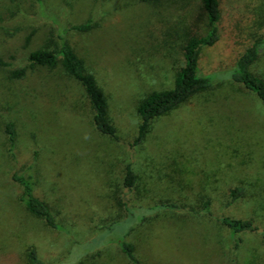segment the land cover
Returning <instances> with one entry per match:
<instances>
[{
  "label": "rangeland",
  "instance_id": "rangeland-1",
  "mask_svg": "<svg viewBox=\"0 0 264 264\" xmlns=\"http://www.w3.org/2000/svg\"><path fill=\"white\" fill-rule=\"evenodd\" d=\"M17 2L21 14L0 0V59L9 64L0 67V264H28L30 248L45 264H130L116 244L126 228H102L125 220L126 208L166 201L180 208L151 210L124 239L140 264H264V106L252 94L224 80L155 119L145 140L134 144L139 101L172 87L185 40L205 32L200 2L43 0L45 17L27 12L31 1ZM219 3L220 38L202 54L203 73L228 70L264 33V0ZM89 20L96 25L91 31L68 40L108 100L116 139L94 130L81 87L59 68L7 77L60 26ZM252 71L264 79V53ZM6 121L15 125L13 151ZM127 165L137 175L130 191L122 186ZM27 171L35 195L68 234L24 209L11 177ZM238 185L246 196L229 205ZM205 198L211 216L194 213ZM223 216L251 218L258 231L242 234L236 245L218 220Z\"/></svg>",
  "mask_w": 264,
  "mask_h": 264
},
{
  "label": "trees",
  "instance_id": "trees-1",
  "mask_svg": "<svg viewBox=\"0 0 264 264\" xmlns=\"http://www.w3.org/2000/svg\"><path fill=\"white\" fill-rule=\"evenodd\" d=\"M14 4L15 13L21 14L24 10L22 4L17 0H10ZM31 1V10L37 15L45 17L43 13V0ZM146 3H157L160 0H142ZM203 11L205 21V32L203 34L189 36L183 46L182 65L176 71L173 85L170 89L153 91L141 99L137 105V115L140 123L134 140L135 145L141 144L151 127L152 122L162 116L167 115L177 109L193 97L210 92L219 87L224 80L239 86L246 92L252 94L264 106V79L252 71V67L259 56L264 53V33L256 37L237 57L234 64L225 71L214 70L210 73H203L200 67V60L204 50L213 48L219 41L220 28V3L219 0H198ZM96 25L92 21H87L80 25L60 26L56 33L52 34L47 43L41 47L30 51L23 59L24 65L8 71V79L12 81L22 80L29 71L43 69L54 71L60 69L64 76L77 83L87 101L91 123L94 130L101 136L116 139V130L109 118L108 100L97 83L93 73L89 72L84 61L76 54L71 46L68 35L70 33H86L91 31ZM32 36L26 38L29 43ZM9 66L0 59V67ZM3 132L7 138L10 151L16 147L17 134L15 125L11 121H6L3 125ZM11 180L17 184L21 190L19 201L24 209L33 217L40 219L44 224L56 231L68 234L69 230L60 224L49 206L35 195L36 181L32 173H14ZM137 184V175L130 165L124 170L122 186L126 190H132ZM243 186H235L229 191L228 203L232 205L245 198ZM211 200L201 199L200 209L195 214H205L211 216ZM180 207L172 202H161L151 208H126V219L123 221H113L108 226L102 228L107 233H113L116 229L125 227L126 232L116 240L120 251L124 254L130 264H140L134 255L133 246L126 242L125 237L134 229L133 224L145 220L146 215L154 209L174 211ZM220 224L228 231L230 237L238 245L242 242L241 235L258 231V227L251 218H233L223 216L218 219ZM237 238H234V237ZM262 244L264 246V231L260 232ZM115 242V241H114ZM28 264H45L37 255L36 250H27Z\"/></svg>",
  "mask_w": 264,
  "mask_h": 264
}]
</instances>
